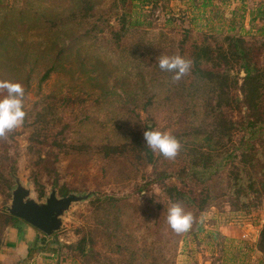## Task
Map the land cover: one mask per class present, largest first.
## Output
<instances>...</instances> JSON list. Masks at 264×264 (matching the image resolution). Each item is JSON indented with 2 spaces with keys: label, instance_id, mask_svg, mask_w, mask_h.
<instances>
[{
  "label": "rangeland",
  "instance_id": "374dc122",
  "mask_svg": "<svg viewBox=\"0 0 264 264\" xmlns=\"http://www.w3.org/2000/svg\"><path fill=\"white\" fill-rule=\"evenodd\" d=\"M93 2L102 25L92 41L71 46L63 31L15 29L1 18L29 5L63 12L75 0H0V80L22 84L26 112L23 126L0 139V170L11 180L10 188L2 180L0 210L11 202L14 175L39 201L53 188L59 195L94 193L71 207L60 231L46 236L35 229L26 245H14L13 227L0 220V264H264L258 247L264 204L243 208L219 176L217 185L172 177L168 183L198 201L207 191L211 195L203 211L185 206L194 222L177 234L167 223L173 202L159 182L151 183L156 170L180 174L202 153L236 149L243 134L214 130L205 106L210 85L194 79L192 50L194 44L216 46L227 35H239L255 46L264 65V0ZM162 55L190 60V71L174 82V73L159 68ZM232 74L241 78L245 72L236 68ZM235 106L225 110L238 120L244 111ZM147 127L179 140L175 159L153 151L148 157ZM108 145H117V153L108 152ZM26 225H16L23 236ZM83 237L92 240L86 258L75 249Z\"/></svg>",
  "mask_w": 264,
  "mask_h": 264
},
{
  "label": "trees",
  "instance_id": "16d2710c",
  "mask_svg": "<svg viewBox=\"0 0 264 264\" xmlns=\"http://www.w3.org/2000/svg\"><path fill=\"white\" fill-rule=\"evenodd\" d=\"M31 8H33L32 5H29L28 8H12L5 11L1 18V24L4 21L7 27L26 31L36 28L51 30V32L60 30L67 35L65 40L71 46L92 41L95 38L93 30L102 25L96 21L98 12L93 0H75V6L67 10L64 9L63 12L47 10L46 13H43L37 8L35 10H31ZM126 19L125 22L128 20ZM6 30L8 29L6 28ZM101 30L103 29L101 28ZM117 36L121 37L120 34ZM224 41L223 44L216 46L207 43L194 44L192 50L193 71L194 79L201 84L203 81L210 85L205 106L207 113L213 116L216 121L213 126L214 130H219L230 137L232 131L233 135L235 133L243 134L235 145L236 149L231 154L227 150L220 151L218 155L202 153L203 163L199 162L200 157L194 158L190 164V170H182L180 174L179 172L175 174L166 170H156L154 179L151 180V183L159 182L168 198L173 203H180L185 212L188 208L194 209L195 207L200 211L205 210L208 204L207 200L209 197L211 198V195L207 191L206 196L198 201L191 195V192L175 183H168L167 180L172 177L184 180L188 176L190 180L202 184L215 181L216 185L219 181L224 180L230 188V197L235 198L243 208L250 210L264 204V65L259 61V53L255 46L243 36L227 35ZM65 45L70 48L69 44ZM236 68H239L240 71L243 70L245 75L240 78L232 74ZM50 74L47 72L43 79L49 77ZM236 88L243 98L239 94L235 97L232 95L231 90ZM214 99L216 102H213ZM232 103H236L235 107L244 111V115L238 120L229 118L226 114L225 107ZM57 120L63 119L59 117ZM105 148L108 152L117 153V145H108ZM144 150L150 159L154 157L152 150L147 145ZM231 161L235 163L234 166L231 170H226V165ZM218 176L223 180H218ZM2 180L10 188L11 180L5 176L4 171L0 170V189L4 193ZM68 191L69 189L63 186L60 192L66 194ZM0 220L4 221L7 227L16 226L22 219L9 214L6 209H1ZM158 226L161 227L159 224ZM86 239L83 237L75 246L76 251L83 258L92 254L89 253L87 244V241L91 242L92 240ZM1 246L0 238V252L3 247ZM258 247L264 253V225L260 232Z\"/></svg>",
  "mask_w": 264,
  "mask_h": 264
},
{
  "label": "clouds",
  "instance_id": "9594fccd",
  "mask_svg": "<svg viewBox=\"0 0 264 264\" xmlns=\"http://www.w3.org/2000/svg\"><path fill=\"white\" fill-rule=\"evenodd\" d=\"M161 70L174 73L172 80L179 81L191 68V61L180 55H162L158 60ZM243 74V73H242ZM0 91L6 92L0 98V139H6L8 133L23 126L26 112L24 110L25 89L19 82L0 80ZM146 145L167 159H175L181 144L179 140L168 132L160 130H146L144 132ZM194 217L191 212H185L180 203H173L168 208L167 223L177 234L191 229Z\"/></svg>",
  "mask_w": 264,
  "mask_h": 264
},
{
  "label": "water",
  "instance_id": "95a60500",
  "mask_svg": "<svg viewBox=\"0 0 264 264\" xmlns=\"http://www.w3.org/2000/svg\"><path fill=\"white\" fill-rule=\"evenodd\" d=\"M16 186L12 189V199L6 210L46 236H52L60 231L64 225V216L77 203L88 200L94 193L78 194L70 192L59 195L53 188L44 201L32 196V189L25 186L20 177L14 175Z\"/></svg>",
  "mask_w": 264,
  "mask_h": 264
},
{
  "label": "crops",
  "instance_id": "0c3cea01",
  "mask_svg": "<svg viewBox=\"0 0 264 264\" xmlns=\"http://www.w3.org/2000/svg\"><path fill=\"white\" fill-rule=\"evenodd\" d=\"M28 224V223H27ZM30 225V224H29ZM13 227V228H12ZM26 228H25V236H23L22 235V233L20 232V231H18V227L17 226H11L10 228H12V229H10V232H15V235L17 236V242L16 243H14V245L16 244H20V245H22L23 243H25V245H26V242L27 241H29L32 237H36V234H37V232L35 231V229L36 228H34L33 226V228L31 227V225L30 226H25ZM37 230V229H36ZM3 251V250H2Z\"/></svg>",
  "mask_w": 264,
  "mask_h": 264
}]
</instances>
